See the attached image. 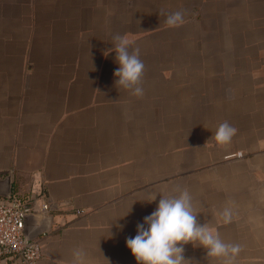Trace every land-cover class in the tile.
<instances>
[{"label":"crops","instance_id":"crops-1","mask_svg":"<svg viewBox=\"0 0 264 264\" xmlns=\"http://www.w3.org/2000/svg\"><path fill=\"white\" fill-rule=\"evenodd\" d=\"M111 19L120 17L107 15L106 0H0V191L11 175L12 191L38 209L31 227L45 224L38 214L50 217L37 264H72L77 248L85 264H138L126 239L160 195L178 188L190 191L198 223L242 246L236 264H264V95L249 57L232 51L226 60L240 63L216 73L189 72L181 61L146 63L137 97L107 81ZM200 77L217 78L222 88L192 89ZM189 112L207 120L188 126ZM157 117L165 121L155 127ZM224 121L237 132L220 145L215 131ZM155 131L167 135L160 148L137 137ZM157 153L160 178L153 177ZM154 179L160 191L146 184ZM43 203L49 210L41 211ZM227 206L234 215L225 224ZM184 247L190 264H219L203 247Z\"/></svg>","mask_w":264,"mask_h":264},{"label":"rangeland","instance_id":"rangeland-1","mask_svg":"<svg viewBox=\"0 0 264 264\" xmlns=\"http://www.w3.org/2000/svg\"><path fill=\"white\" fill-rule=\"evenodd\" d=\"M162 10L166 13L183 11L184 23L174 27L167 25L164 22L165 16L160 14ZM106 12L110 17H120V20L111 19L106 23L107 81L113 82L117 79L114 72L119 67L115 60L113 36L126 34L131 47L140 49V59L144 65L150 63L155 69L162 64L171 65L181 61L189 72L216 73L219 69L231 68L228 63H240L226 60L227 56H232V51L239 57L245 55L249 57L250 68L255 69L259 84L263 87L259 93L264 95V55L253 54L259 48H264V0H106ZM247 51L250 54H247ZM225 79L221 78L220 81L233 83L236 78ZM238 81L239 79L234 80V83ZM218 84L217 78L200 77L196 79L195 84H191V88L201 90L202 94H215L218 87L222 88ZM237 87L241 90L240 85ZM210 102L209 110L217 111L216 103ZM205 107V104H202L203 113ZM206 120L204 115L202 118H194L189 112L186 125L202 124ZM164 121L165 118L157 117L153 124L158 127L163 125ZM129 136L135 135H122V138L135 140L128 138ZM166 136L156 131L153 135H137L145 141L154 138L159 148ZM171 138L173 135H170ZM173 141H170L171 147L177 145ZM156 155L159 158L155 156L152 162L153 177L160 178L161 155ZM149 166L143 164V169L147 171V177L143 180H149ZM149 183H154V188L158 191L162 189L157 185L161 184V181L155 180L146 184Z\"/></svg>","mask_w":264,"mask_h":264},{"label":"clouds","instance_id":"clouds-1","mask_svg":"<svg viewBox=\"0 0 264 264\" xmlns=\"http://www.w3.org/2000/svg\"><path fill=\"white\" fill-rule=\"evenodd\" d=\"M165 23L178 26L184 23V12H164ZM115 60L119 67L114 76L116 86L129 90L137 97L144 95L142 78L145 65L140 59V49L132 48L126 34L113 36ZM108 52H105V56ZM237 129L229 122L220 123L215 131V140L220 145L229 144ZM207 144V143H206ZM177 195H160L157 208L151 215L144 217L143 223L137 224L135 237L126 239L138 264H190L185 259V245L203 247L207 257L215 258L219 264H236V258L242 250L238 243H227L208 224L198 223V213L193 204V197L187 188L176 190ZM157 196L148 202L155 201ZM223 222L228 224L233 219L231 206L220 213ZM86 253L80 249L73 250L72 264H85Z\"/></svg>","mask_w":264,"mask_h":264},{"label":"built area","instance_id":"built-area-1","mask_svg":"<svg viewBox=\"0 0 264 264\" xmlns=\"http://www.w3.org/2000/svg\"><path fill=\"white\" fill-rule=\"evenodd\" d=\"M241 154V153H240ZM38 209L33 201H27L17 193L11 197L0 196V258L37 264L43 252L42 235L32 236L28 229L30 215ZM49 210L43 203L41 211Z\"/></svg>","mask_w":264,"mask_h":264},{"label":"water","instance_id":"water-1","mask_svg":"<svg viewBox=\"0 0 264 264\" xmlns=\"http://www.w3.org/2000/svg\"><path fill=\"white\" fill-rule=\"evenodd\" d=\"M5 184H6V188L4 190L0 191V196L11 197V195L14 193L12 191V177H11V175H8L6 177ZM35 215H36L35 213L31 214L30 218L28 219V229L30 230L32 236H37L38 234L42 233L44 230H48L49 224H50V217L45 216L43 214H38L39 217H42L45 219V222H44L45 224L39 229H36V230L33 229L31 227L30 222Z\"/></svg>","mask_w":264,"mask_h":264}]
</instances>
